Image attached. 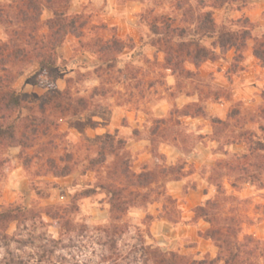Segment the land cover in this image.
<instances>
[{"label": "rangeland", "instance_id": "374dc122", "mask_svg": "<svg viewBox=\"0 0 264 264\" xmlns=\"http://www.w3.org/2000/svg\"><path fill=\"white\" fill-rule=\"evenodd\" d=\"M186 1L196 3V0ZM69 13L81 14L87 21L84 37L66 38L58 49L59 60L51 72L39 71L32 64L20 70L13 84L31 104H36L52 88L67 87L72 95L89 98L87 110L77 116L54 118L56 125L26 151L34 157L29 167L23 165L18 147L0 145V207L10 204L58 207L74 226L62 231L58 222L44 214L41 217L46 225L27 221L17 228L16 223L10 224L8 235L33 238L32 244L22 248L14 241L9 242L8 249L23 257L26 264H97L106 247L105 238L96 228L110 223L109 204L100 189L88 197L80 194L99 184L112 161L108 157L95 171L88 170L89 160L96 156L101 142L99 139L104 135H108V139H123L131 154L134 172H139L143 165L160 166L161 161L149 153L148 134L154 119L167 117L172 108L182 109L197 100L194 85L179 79V87L175 75L164 68L163 53L151 45L155 36L150 32V21L159 17L177 21L180 11L176 0H72ZM48 15L43 12V18ZM213 16L217 25H230L237 19L247 18L255 25L254 38L264 32V0H248L237 8H217ZM93 36L109 39L115 36L125 41L131 38L134 46L114 56L113 67L107 70V63L100 61L83 44ZM5 38L0 28V40ZM210 43L211 40L204 42L206 46ZM253 43V39L247 42L241 69L235 73L229 70L232 50L216 61L202 63L197 69L185 64V68L197 71L210 89L224 87L229 96L226 98V93L222 92L217 100H212L211 96L204 101L206 118L179 117L180 124L169 126L164 137L158 139V151L164 155L165 164L184 163L185 170L190 172L180 181L161 180L150 190L154 202L131 207L123 217L122 222L129 230L121 237L119 245L128 254L129 261L139 257V252H133L139 244V233L146 244L163 251H174L196 260L215 258L217 248L198 235L209 225L201 219L194 220L192 209L214 196L216 191L209 183V175L215 163L247 150L246 143L219 145L216 140L219 135L214 134L209 118L225 120L228 113L237 108L238 125L257 134L263 133L259 127L264 126V120L258 113L264 89V67L252 55ZM97 67H101L99 71ZM96 87L98 91H94ZM223 133L225 131L220 135ZM66 155L71 156V174L61 178L42 175L45 157H53L62 165ZM31 183L43 188L45 183L55 186L50 185L46 198H39L31 189ZM222 183L227 194L237 197L230 205L242 218V233L264 240V187L247 183L236 191L229 180L222 179ZM165 195L176 200L177 208L170 209ZM163 213L178 222L156 218ZM147 214L152 215L151 221L146 219ZM41 234H45V239L60 242L53 250L43 251L40 245L45 241L38 238ZM6 250L0 240V259Z\"/></svg>", "mask_w": 264, "mask_h": 264}, {"label": "trees", "instance_id": "16d2710c", "mask_svg": "<svg viewBox=\"0 0 264 264\" xmlns=\"http://www.w3.org/2000/svg\"><path fill=\"white\" fill-rule=\"evenodd\" d=\"M71 1H0V28L6 36L4 40H0V145L18 147L19 157L25 167H29L34 158L26 151L46 135L49 128L56 125L54 118L77 116L89 106V98L74 96L67 87L63 90L52 88L36 104H31L13 84L20 70L32 64L39 71L51 72L59 60L58 49L63 46L66 38L84 37L88 23L81 14L69 13ZM246 1L248 0H196L195 5H192L186 0H176V7L180 11L177 21L163 17L150 21V32L155 36L151 45L163 53L164 68L175 75L179 87V79L193 84L197 100L185 104L182 109L172 108L167 117L154 119L148 134L149 153L154 159L161 161L160 166L148 168L143 165L139 172H134L131 169V154L123 139H108V135L99 139L101 142L96 156L89 160L88 170L95 171L108 157L112 161L99 184L80 194L88 197L100 189L106 194L109 204L110 223L96 228L105 238L106 247L97 264H138V261L140 264H264V240L242 233V218L235 213L237 209L230 205L237 201V197L227 194L222 183V179L229 180L230 186L236 191L247 183L258 188L264 187V126L259 127L263 133L257 134L238 125L237 108H233L225 120L210 117L209 121L214 134L219 135L216 139L219 145L223 147L246 143L247 150L241 155L232 154L215 163L209 175V183L215 187L216 192L212 198L192 209L194 220L201 219L209 225L205 231L198 232V235L210 240L217 248L215 258L196 260L174 251H163L158 246L146 244L140 233L139 244L133 248V252H139L138 258L133 257L129 261L128 254L119 245L121 237L129 230V226L122 222L128 210L154 202L150 197V190L154 185L160 184L161 180L180 181L190 172L185 170L184 163L165 164L164 155L158 151V139L164 137L169 126L180 124L179 117L206 118L204 101L211 96L212 100L219 99L221 92L226 93V98L229 96L224 87L210 89L198 76V72L185 68V64H191L197 69L202 63L216 61L232 50L234 55L229 70L235 73L241 69L247 42L253 39L252 55L264 67V32L254 38L255 25L247 18L237 19L230 25H217L213 16L214 9L224 6L237 8ZM44 11L49 14L46 18H43ZM206 40H211L209 46L204 44ZM83 44L100 61L107 63V70L113 67L114 56L134 46L131 38L125 41L115 36L110 39L93 36ZM100 68L97 67L96 71ZM98 89L96 87L94 91ZM260 96L262 104L258 116L264 120V89ZM223 131L225 133L220 135ZM173 140H176L174 136ZM43 160V176L61 178L73 171L70 155H66L62 165L53 157L47 156ZM50 185L55 186L54 183H45L43 188L31 183V189L37 197L46 198ZM165 201L170 209L177 208L176 200L170 195H165ZM42 214L58 222L62 231L74 228L70 219L58 207L11 204L0 207V240L7 248L0 264L27 263L23 257L9 250L8 246L10 241H14L22 248L32 244L33 238L29 235L23 238L20 234L10 236L7 230L12 223H16L19 228L27 221H38L46 225ZM156 218L178 222L177 219L171 220L166 213L159 214ZM146 219L151 221L153 217L147 214ZM44 236L45 234L38 236L40 241H45L40 245L43 251L53 250L60 242L45 239Z\"/></svg>", "mask_w": 264, "mask_h": 264}]
</instances>
